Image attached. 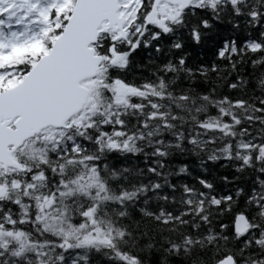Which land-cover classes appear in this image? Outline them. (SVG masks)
Returning a JSON list of instances; mask_svg holds the SVG:
<instances>
[{
  "label": "snow or ice",
  "instance_id": "6c2138e0",
  "mask_svg": "<svg viewBox=\"0 0 264 264\" xmlns=\"http://www.w3.org/2000/svg\"><path fill=\"white\" fill-rule=\"evenodd\" d=\"M0 264H264V0H0Z\"/></svg>",
  "mask_w": 264,
  "mask_h": 264
}]
</instances>
